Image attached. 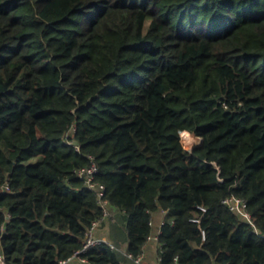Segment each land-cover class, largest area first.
I'll list each match as a JSON object with an SVG mask.
<instances>
[{"label": "trees", "instance_id": "1", "mask_svg": "<svg viewBox=\"0 0 264 264\" xmlns=\"http://www.w3.org/2000/svg\"><path fill=\"white\" fill-rule=\"evenodd\" d=\"M91 157L126 253L163 211L157 264H264V0H0L7 264L82 247L103 216L75 173ZM83 256L122 264L107 244Z\"/></svg>", "mask_w": 264, "mask_h": 264}, {"label": "built area", "instance_id": "2", "mask_svg": "<svg viewBox=\"0 0 264 264\" xmlns=\"http://www.w3.org/2000/svg\"><path fill=\"white\" fill-rule=\"evenodd\" d=\"M90 159H91V162L88 166L76 169L75 173L80 179L83 180V182L88 187L97 190L96 192L99 197V203L103 209V216L92 222L82 247L74 251L73 254L69 256L68 258L61 260L59 264H68V263H71L72 261H78L83 264L87 263V258L83 256V253H85L89 248L96 246V245L107 244L109 245L111 249L113 250L117 249L113 244L109 243L106 239L102 237H96L94 236V233H93L94 230L98 227V225L110 215V210H109L107 201L104 199V189H105L104 186L96 182L94 179L96 173L98 172V166L94 162L92 157ZM215 168H218L216 164H215ZM222 202L228 205V207L231 210L236 211L237 213L241 214L243 217L247 219L249 218V214L246 210V202L243 199L235 197V196H230V197L223 199ZM158 236L159 235L154 236L150 233L147 237V240L152 239V238L158 239ZM262 236L264 237V235ZM126 255L129 258L133 259L138 264H144L142 261L143 253H140L137 256H133L130 253H126ZM0 264H7L3 255H0Z\"/></svg>", "mask_w": 264, "mask_h": 264}, {"label": "crops", "instance_id": "3", "mask_svg": "<svg viewBox=\"0 0 264 264\" xmlns=\"http://www.w3.org/2000/svg\"><path fill=\"white\" fill-rule=\"evenodd\" d=\"M110 215L105 218L98 227L94 230V236L102 237L106 239L109 243L113 244L119 251V256L121 258L122 264H138L133 259L129 258L126 255L127 248V232L124 225V215L121 211L109 209ZM165 212L158 211L152 217V229L151 234L156 236L159 235L160 227L164 219ZM122 228L124 230V237L121 238L120 232H117L116 229ZM120 240V243L116 240ZM159 240L152 238L147 240L143 247V256L142 261L144 264H157L160 250Z\"/></svg>", "mask_w": 264, "mask_h": 264}, {"label": "rangeland", "instance_id": "4", "mask_svg": "<svg viewBox=\"0 0 264 264\" xmlns=\"http://www.w3.org/2000/svg\"><path fill=\"white\" fill-rule=\"evenodd\" d=\"M192 134L193 135V137H195L194 138V140H192L191 142H189V140H188V136L190 135V134ZM189 134V135H188ZM188 135V136H187ZM196 135H194L193 133H191V132H183V134H182V140H183V146H184V148L186 149V150H188V151H191V150H193L192 148H194L195 146H197V145H199L200 144V139H199V141L196 139ZM200 138V137H199ZM187 146V147H186ZM189 146V147H188ZM36 160H38V158H34L33 159V161H36ZM117 230V232H120V234H121V237H120V240H121V238L122 237H124V230L122 229V228H120V229H116ZM120 240L118 239V240H116L117 241V243L119 242L120 243Z\"/></svg>", "mask_w": 264, "mask_h": 264}, {"label": "bare ground", "instance_id": "5", "mask_svg": "<svg viewBox=\"0 0 264 264\" xmlns=\"http://www.w3.org/2000/svg\"><path fill=\"white\" fill-rule=\"evenodd\" d=\"M189 134H190V133H189ZM189 134H188V135H189ZM188 135H187V136H188ZM194 138H195V137H193V135L190 134V135L188 136V140H189V142H191L192 140H194ZM196 139L199 141V139H200L199 136H197ZM186 147H187V146H186ZM188 147H189V146H188Z\"/></svg>", "mask_w": 264, "mask_h": 264}, {"label": "water", "instance_id": "6", "mask_svg": "<svg viewBox=\"0 0 264 264\" xmlns=\"http://www.w3.org/2000/svg\"><path fill=\"white\" fill-rule=\"evenodd\" d=\"M201 143H202V138H200V144L199 145H201Z\"/></svg>", "mask_w": 264, "mask_h": 264}]
</instances>
